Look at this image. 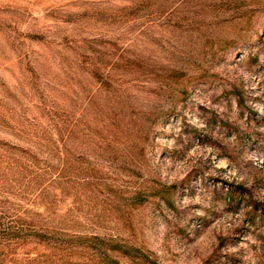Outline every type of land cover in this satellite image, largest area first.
<instances>
[{"label": "rangeland", "instance_id": "374dc122", "mask_svg": "<svg viewBox=\"0 0 264 264\" xmlns=\"http://www.w3.org/2000/svg\"><path fill=\"white\" fill-rule=\"evenodd\" d=\"M0 205V264H264V0H0Z\"/></svg>", "mask_w": 264, "mask_h": 264}, {"label": "trees", "instance_id": "16d2710c", "mask_svg": "<svg viewBox=\"0 0 264 264\" xmlns=\"http://www.w3.org/2000/svg\"><path fill=\"white\" fill-rule=\"evenodd\" d=\"M2 213H0V250L3 252L5 247L12 244H25L32 240L40 241L43 237V241L49 243L52 242L55 237L52 235H47L46 232L32 228L31 222L27 220V217L23 213L22 216L8 215L5 214L4 207L0 205ZM46 243V244H47Z\"/></svg>", "mask_w": 264, "mask_h": 264}]
</instances>
